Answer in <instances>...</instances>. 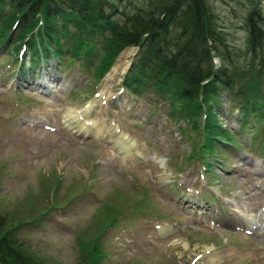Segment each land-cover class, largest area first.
Listing matches in <instances>:
<instances>
[{"label": "rangeland", "instance_id": "rangeland-1", "mask_svg": "<svg viewBox=\"0 0 264 264\" xmlns=\"http://www.w3.org/2000/svg\"><path fill=\"white\" fill-rule=\"evenodd\" d=\"M108 1L106 11L123 19L127 0ZM208 1L231 31L229 41L242 42L252 4ZM257 3L264 14V0ZM12 37L0 45V215L4 228L21 221L11 235L28 252L45 264H89L87 247L99 231L102 251L93 264H264V214L249 216L264 209V122L251 116L239 129L237 105L224 89L215 109L240 135L203 167L185 153L197 128L170 114L167 101L123 88L138 46L122 49L115 75L97 82L85 59L30 57L27 43L18 52ZM91 100L79 120L94 119L98 133L76 132L64 111ZM118 133L129 148L113 145ZM112 208L121 218L104 227Z\"/></svg>", "mask_w": 264, "mask_h": 264}, {"label": "trees", "instance_id": "trees-1", "mask_svg": "<svg viewBox=\"0 0 264 264\" xmlns=\"http://www.w3.org/2000/svg\"><path fill=\"white\" fill-rule=\"evenodd\" d=\"M109 3L0 0V45L15 34L20 42L11 45L18 51L20 43H27L30 57L49 54L68 63L81 57L98 80L122 49L139 46L122 83L136 98L144 93L159 103L167 101L170 114L177 112L176 117L197 128L198 138H190V157L203 159L218 142L234 139L214 110L224 89L244 119L252 115L264 121V14L257 0H248L252 5L243 17L244 38L238 45L229 41L231 31L208 0H127L119 20L113 18L114 10L106 11ZM117 211H108L104 227L118 223ZM5 218L0 215V264H45L11 235L21 221L4 228ZM100 233L87 247L93 259L89 264L101 255Z\"/></svg>", "mask_w": 264, "mask_h": 264}, {"label": "bare ground", "instance_id": "bare-ground-1", "mask_svg": "<svg viewBox=\"0 0 264 264\" xmlns=\"http://www.w3.org/2000/svg\"><path fill=\"white\" fill-rule=\"evenodd\" d=\"M112 67H113V65H112ZM115 73H116V69H113V68H111V70H109L108 71V73L106 74V76L104 77V81L106 80V81H109L110 79V76H113V75H115ZM110 83V82H109ZM108 84V83H107ZM106 84V85H107ZM106 85H103V84H101V87L103 88H101V90H103V91H105L104 90V88H106ZM105 86V87H104ZM37 88H40V87H37ZM42 89H40V91H41ZM95 103L96 102V100H91V102H89L88 104H85L82 108H79V110H77V111H72L71 109H69V107L64 111V117L66 116V115H68V116H70L71 118H73V123L75 124V125H73L75 128H76V132L77 131H80V130H82V131H84V133H86L87 131H93V132H95V133H98V130H97V128L95 127V125H94V119H90L89 121H87V122H84V121H82V120H79V114L81 113V112H83V114L84 113H86L87 114V110L90 108V105H91V103ZM91 109V108H90ZM73 112L75 113V114H73ZM85 115V114H84ZM65 120H66V118H65ZM69 120V119H68ZM68 123V122H67ZM72 123V124H73ZM69 124V123H68ZM99 128V127H98ZM80 129V130H79ZM100 132H101V130H100ZM89 134V133H88ZM119 134V135H118ZM118 134H115L114 136H111V139L110 140H112L111 142L113 143V145H115V146H118L119 148L121 147L122 149H127V147L129 148L130 147V145H131V143L132 142H130L129 140H127V138L124 136V135H122L121 133H118ZM109 136V135H108ZM258 211H259V215L261 214H264V209H255V210H253V211H251V213L249 214V216L251 217L252 215H254V212H257L256 214H258ZM167 229H168V225H166V226H161L160 227V229H159V232H167ZM211 253H214V251L213 252H211ZM216 254V253H215ZM217 257V256H216Z\"/></svg>", "mask_w": 264, "mask_h": 264}]
</instances>
